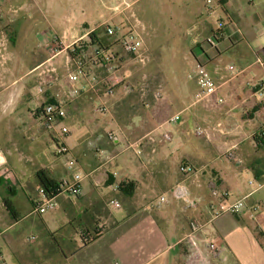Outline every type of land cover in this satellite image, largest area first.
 <instances>
[{
    "label": "crops",
    "instance_id": "1",
    "mask_svg": "<svg viewBox=\"0 0 264 264\" xmlns=\"http://www.w3.org/2000/svg\"><path fill=\"white\" fill-rule=\"evenodd\" d=\"M26 1L22 4V0H0V125L7 123L6 109L13 113L22 105L25 78L49 64L50 74H37L40 85L31 91L38 107L34 117H42L41 104L50 103V100L64 103L72 116L69 121L75 131L73 138L87 140L90 133L85 125L90 124L80 118L89 102L83 96L89 92L97 96L84 83L78 84L79 96L66 104V97L70 98L69 77L75 71L73 67L77 60L89 58L87 70L90 74H98L100 65L95 63L100 49L98 41L105 43L116 38L121 43L132 33L137 34L144 44V65L151 58L159 63L160 85L156 94H161V98H156L155 94L158 100L147 105L146 117L138 124L144 132L142 138L152 142L143 153L142 164L128 165V157L118 156L110 160L112 171L109 166L102 174L103 166H97L98 155L97 160L96 156L90 158V154L84 161L79 158L77 171L85 176L83 194L75 197L76 200L67 196L68 199L65 198L53 212L54 217L61 214L57 220L47 218L48 213L36 212L41 190L37 174L47 170L53 179L61 182L65 175L57 167L40 162L34 176V199L31 200L34 209L27 217H23L13 199L17 196L15 187L7 186V178L0 176L1 259L4 260L3 245L16 254L23 243L19 238H8V232L30 220L35 233L33 243L42 237L46 242L48 235L56 241V236L60 235L61 242H56L62 264H230L231 258L233 264H264V231L249 219L247 213L235 217L249 222L252 229H242L232 214L213 220L216 201L211 195L212 187L227 192L232 202L247 198L251 206L264 205V40L256 35V30H260L259 23L250 22L247 11L241 18L230 13L232 3L239 6L242 0H218L229 23L220 17L215 26L201 12V19L190 30L174 32L170 37L152 35L150 29L156 20L145 21L133 12L139 0ZM148 11L145 8L139 13L150 15ZM250 13L254 19L258 18L254 12ZM108 28L114 29L113 36L108 35ZM93 33L96 39L92 38ZM170 38L174 46L171 51L166 45ZM209 39L213 44L208 42ZM23 45L29 46L27 54H32L34 59L42 58L26 73L23 72ZM107 52L115 54L114 48ZM136 62L141 64L138 60ZM198 65L206 68L218 86L210 101L198 99L199 86L195 75ZM232 66L234 70H231ZM62 71L67 72V92H62L54 79ZM114 97L106 99L112 114L108 117L116 121L111 108ZM175 115L181 116L180 121L169 123ZM218 124L223 127L219 129ZM198 127L206 129L207 134L198 136ZM166 133L173 136L172 143L159 145L156 136L161 138ZM228 153L233 158H229ZM77 155L81 156L80 153ZM5 161L0 158V167ZM182 164H189L197 170L192 193L200 202L199 209L187 211L179 202L158 208L155 204L157 198L186 180L180 173ZM106 173L111 176L117 173L110 186ZM124 181L137 184L132 197L116 191V185ZM114 198L130 199L135 206L129 204V208L113 210L110 202ZM5 199L13 201L18 220L7 210ZM107 207L114 216L111 225L97 239H82L80 231L72 230L71 224L76 219L85 214L92 216L91 220L101 218ZM227 216L230 217L222 222ZM192 220L206 225V229L196 236L197 250L188 240ZM207 237L213 239L221 250L209 263H205ZM38 262L52 264L46 260Z\"/></svg>",
    "mask_w": 264,
    "mask_h": 264
},
{
    "label": "rangeland",
    "instance_id": "2",
    "mask_svg": "<svg viewBox=\"0 0 264 264\" xmlns=\"http://www.w3.org/2000/svg\"><path fill=\"white\" fill-rule=\"evenodd\" d=\"M242 2L243 3L239 6H237L235 2L232 3V7H235L229 9L230 13H235L241 18V16L245 17L247 11L249 13L247 16L249 21L252 22L255 20V22L259 23L260 30H256V35L258 38L264 40V0H242ZM26 3V0H22V4ZM151 6L153 10H151ZM145 8L149 10L148 13L150 15H141L139 13L140 10L143 11ZM250 11L254 12L253 15H256L258 18L254 19ZM133 12L138 13V17H142L145 21L149 22L151 19L156 20V23L151 26L150 32L157 37L166 35L170 37L174 32L190 30L197 24L199 19H201V12L203 17L208 18L215 26L218 25L220 17H222L226 23H229L228 16L222 10L218 0H212V4H208L207 0H139L134 5ZM250 22L245 23L249 24ZM105 43L112 49L114 48L120 67L119 75L124 78L123 84L115 89L114 105L111 107L116 115V121L111 120L108 115H100L95 111L97 98L93 93L89 92L91 94H84L83 98L89 102V106L86 107L84 116L81 117L80 120L83 119L84 123L88 120L90 125H85V129H89L90 134L87 140L78 141L73 138L75 136V131L73 130V125H71L69 121V118L72 116L68 113V106L64 103H60L67 112V118L62 122V126H67L71 132L63 141L68 149V156H56L58 148L55 143V134L43 127V117H34L38 111V107L36 101L32 99L31 91L34 86L40 85V82H37V74L42 73L43 76H46L45 74H50L48 71V69L51 68L49 64L42 66L34 75H29L25 78L23 103L16 112L9 113L10 109L5 110L6 114L4 116H6L7 123L0 125V158L6 161L0 167V174L6 169L9 170L11 177L6 180L7 183H9L7 186L15 187L17 196L13 199L16 206L23 214V217L30 215L34 209L31 203V200L34 199V185L36 182L34 176L35 171L40 166V162L46 166L54 165L65 175V178L69 177L72 171L65 167V164L71 160V157L79 163V158L81 159V157V160L84 161L86 158H89L88 155L90 154V158L96 156L97 160L98 155L99 162L97 166H103L101 170L102 174L109 168L110 160L118 156L128 157V165L134 162L142 164L141 158L145 149L148 148L147 145L150 144L151 141L142 138L144 132L139 128L138 124L143 122L146 117V113L149 110L147 105L158 100L155 98V94L160 85L157 73L159 63L152 58L146 65L137 63L132 56H128L123 51L121 43L117 41L116 38H110V40ZM166 45L169 51H171L174 47L173 40L171 38L168 39ZM23 47V72L26 73L28 69L32 68V66L42 60V58L34 59L32 54H27L29 46L23 45ZM87 60H89V58ZM87 60H84V62L87 63ZM90 64L92 63L90 62ZM88 65L89 64H86L87 69H89ZM75 69L76 66L73 67V70ZM96 75L99 78H103L107 75V72L103 67H100V72L98 71ZM54 79L56 83L60 84L59 88L62 92H67V72L62 71L59 73V77ZM40 80L42 81L41 78ZM125 86H131L134 90L133 93H126ZM100 91L103 93L106 90L104 87H100ZM34 93H36V91H34ZM73 100L74 99L66 97L65 102L67 104ZM118 127H121L129 138L128 141H123L121 145L112 143L108 138V133L117 131ZM156 138L158 139V144L162 146L172 143V141H164L163 137L160 138L156 136ZM128 143L138 144L142 150V155H136L133 149H127ZM78 153H80L81 156H78ZM110 169V171H112V165ZM107 177L108 181L111 175L107 174ZM67 196L68 195H63L59 200V204H62ZM71 198L76 200L75 197ZM122 198L117 199L120 201L122 209L125 207L129 208V206L134 208L135 205L132 204L130 199H128V201L127 199L123 201ZM108 200L109 199H107V203L109 202ZM106 211L103 212L101 218H96L94 224H90V215L85 214L81 219H76L74 221L75 227L72 230L80 231L82 239L84 237H87L88 240L94 238L95 234L106 231L111 225L110 220L113 218L114 214L108 207ZM59 213L60 212H58V214ZM54 215L53 212H50L46 217L51 220H57L61 216V214L59 216L56 215L57 217H54ZM229 217L230 216L225 217L222 222ZM234 218L242 229H252L249 222L240 221L235 215ZM92 226L97 227L96 232L89 231L90 229L93 230ZM89 233L90 235H88ZM34 234L30 220L22 222L18 227L9 231L7 234L8 238L12 240L19 238L23 243L21 247L16 250V254H14L7 245L1 243L3 245L4 260L1 259L2 253L0 251V262H5V264H37L39 263L38 261L46 260L47 263L62 264L60 247L56 242H61L60 235L58 234L56 236V241L51 235H48L46 242L45 237H42L37 240L36 243H33L32 237ZM257 234L261 237V233L257 232ZM230 262V264H233V258H231Z\"/></svg>",
    "mask_w": 264,
    "mask_h": 264
},
{
    "label": "built area",
    "instance_id": "3",
    "mask_svg": "<svg viewBox=\"0 0 264 264\" xmlns=\"http://www.w3.org/2000/svg\"><path fill=\"white\" fill-rule=\"evenodd\" d=\"M207 3L212 4V0H207ZM107 33L108 35L113 36L115 31L113 28H108ZM208 42L213 44L212 39H209ZM121 46L123 51L128 56H132L135 60H138L142 64L145 63V47L137 34L132 33L123 39ZM95 60V63L99 64L100 67H103L106 70L107 75L104 78H99L96 74H90L87 70L84 60H77L75 63L76 69L69 77V97L71 99L77 98L80 94L78 84L84 83L89 88V90L95 93L98 98L95 111L100 115L112 116L106 98L114 97L115 89L123 84L124 78L119 75L120 67L114 53L98 50ZM231 70H234L233 66L231 67ZM195 75L199 86L198 99L202 101H210L217 92V84L214 82L206 68L201 65L196 67ZM100 87L105 88L106 91L104 94H102L100 91ZM262 90V96L264 97V88ZM125 91L128 94H132L134 90L131 86H125ZM156 98H161V94H156ZM41 115L44 120V127L55 134V137L60 144V147H58L57 150V155L61 157L68 156V149L63 141L67 136L70 135L71 132L67 126H62V122L67 118V112L65 108L60 103H44L42 104ZM180 119V115H175L170 118L169 123L175 124L180 121ZM217 127L221 129L223 126L218 124ZM196 134L200 137H203L207 134V131L204 128L198 127L196 129ZM108 138L116 145H121L123 141H128L127 136L121 128H118L117 131L109 132ZM163 140L171 142L173 140V136L169 133H166L163 136ZM127 149H133L136 155H142V150L136 143H128ZM228 157L233 158V155L228 153ZM78 166V162L72 157L71 160L66 163V167L68 170H72V174L61 181L62 195H68L77 198L82 196L83 181L85 176L82 172L77 171ZM180 173L186 177V180L177 183L169 193L160 195L155 202L158 208L168 206L172 202H179L187 211H195L199 209L200 202L193 196L192 193V181H196L198 176L196 168L189 164H182L180 166ZM0 176L8 179L11 177V174L9 170L6 169L5 171L1 172ZM113 177L116 178L117 173H114ZM115 189L117 192H120V185H116ZM211 195L216 201V209L213 215V220L224 214H232L242 217L247 213L249 219L255 222L260 230L264 231L263 204L257 203L251 206L249 205L247 198L232 202L229 200V194L227 192H222L216 187H212ZM58 199L59 198L48 197L46 192L41 189L40 200L37 203L36 212L39 214L54 212L59 207ZM110 206L116 211L122 209V205L120 201L117 200V198L111 200ZM205 229L206 225L200 223L197 220H192L190 222V233L188 234V240L195 250H197L196 236L200 231ZM205 242L208 249V255L205 259V263H209L213 257L218 256L221 253V250L220 246L213 239L207 237Z\"/></svg>",
    "mask_w": 264,
    "mask_h": 264
},
{
    "label": "trees",
    "instance_id": "4",
    "mask_svg": "<svg viewBox=\"0 0 264 264\" xmlns=\"http://www.w3.org/2000/svg\"><path fill=\"white\" fill-rule=\"evenodd\" d=\"M95 36H96V34L93 33L92 38L96 39ZM98 42H99L98 45L100 47L99 50L107 52V50L112 49L111 47L106 45V43H103L101 41H98ZM74 58H76L75 55H74ZM49 102L55 103V101H53V100H50ZM55 143L57 144V148L60 147V144L56 138H55ZM37 178L39 180L40 188L46 192L48 197L59 198L60 196H62V194H61V190H62L61 189L62 188L61 182H58L57 180L53 179L47 170L39 171L37 174ZM111 178H113V176H111ZM111 178L107 182L108 186L113 184V181ZM119 185H120V192L123 193L126 197H132L135 190H136V187H137V184L135 182H127V181L121 182ZM13 196H16V195L14 194ZM4 204L7 208V210L9 211V213L12 215V217L14 219L18 220V213H17V210L14 206L13 201L9 200V199H5ZM102 216H103V213H102ZM91 217L92 216H90V218ZM95 222H96V219H93V220L90 219V224H94ZM71 227H72V229L75 227L74 222L71 224ZM90 231L96 232L97 230L96 229H94V230L90 229ZM98 236H99V234H95V236H94V238H92V240L97 239Z\"/></svg>",
    "mask_w": 264,
    "mask_h": 264
}]
</instances>
